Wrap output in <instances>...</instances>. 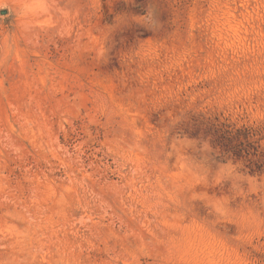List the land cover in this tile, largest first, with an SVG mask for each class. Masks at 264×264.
<instances>
[{"label":"rangeland","instance_id":"1","mask_svg":"<svg viewBox=\"0 0 264 264\" xmlns=\"http://www.w3.org/2000/svg\"><path fill=\"white\" fill-rule=\"evenodd\" d=\"M0 264H264V0H0Z\"/></svg>","mask_w":264,"mask_h":264}]
</instances>
